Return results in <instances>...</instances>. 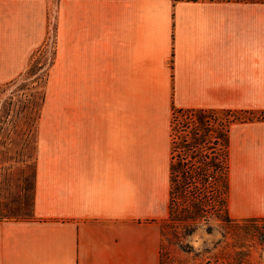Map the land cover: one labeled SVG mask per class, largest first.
<instances>
[{
    "label": "crops",
    "instance_id": "0c3cea01",
    "mask_svg": "<svg viewBox=\"0 0 264 264\" xmlns=\"http://www.w3.org/2000/svg\"><path fill=\"white\" fill-rule=\"evenodd\" d=\"M51 5L31 215L0 219V264H160L173 111L264 112V0H0V84L45 42ZM94 47L99 119L66 88L71 51ZM227 153L229 215L264 217V118L231 122Z\"/></svg>",
    "mask_w": 264,
    "mask_h": 264
},
{
    "label": "rangeland",
    "instance_id": "374dc122",
    "mask_svg": "<svg viewBox=\"0 0 264 264\" xmlns=\"http://www.w3.org/2000/svg\"><path fill=\"white\" fill-rule=\"evenodd\" d=\"M55 5H51L48 34L45 42L29 55L23 72L16 78L0 84V219H26L31 215L33 185V153L36 149L35 126L40 119L45 101V94L51 77V69L56 59V18ZM71 58L66 62L67 77L72 76L70 97L73 105L91 104L95 113L90 117L99 119V47L71 51ZM67 90V89H66ZM69 99V97L67 98ZM264 112L257 114L236 110L184 109L173 111L172 136L180 142L183 138L194 141L203 138L202 127L198 118L211 122L215 127L229 125L241 119H262ZM231 217V216H230ZM234 218V217H232ZM239 221L242 218H235ZM215 230L205 232V225L188 239L193 252H186L169 241L165 235L162 264H213V255L220 252V247L213 248V242L226 234L229 241L232 234L246 235V247L250 250L252 264H264V246L256 242L252 228L245 233L243 229L221 227L211 220ZM243 225L242 222L239 223ZM207 248V249H205ZM231 247L226 251L233 253Z\"/></svg>",
    "mask_w": 264,
    "mask_h": 264
},
{
    "label": "trees",
    "instance_id": "16d2710c",
    "mask_svg": "<svg viewBox=\"0 0 264 264\" xmlns=\"http://www.w3.org/2000/svg\"><path fill=\"white\" fill-rule=\"evenodd\" d=\"M198 123L204 132L200 140L196 138L188 141L183 138L177 142L172 136L168 213L161 224L160 264L163 261V239L166 234L171 243L186 252H193V246L184 240L190 238L203 224L205 232L212 234L215 228L211 220L223 228H239L245 233L250 227L256 235L257 244L264 246V217L242 218L239 221L230 217L228 212L229 125L215 127L211 122H203L200 117ZM221 235V238L213 242V248H221L219 253L213 255V264H252L250 250L245 249L246 235L234 233L231 241L226 234ZM228 247L234 249L233 253L226 251Z\"/></svg>",
    "mask_w": 264,
    "mask_h": 264
}]
</instances>
